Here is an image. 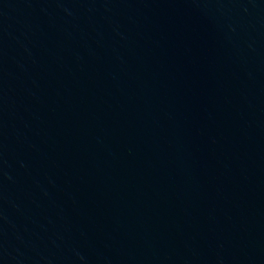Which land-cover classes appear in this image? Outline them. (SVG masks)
<instances>
[{"label":"water","instance_id":"1","mask_svg":"<svg viewBox=\"0 0 264 264\" xmlns=\"http://www.w3.org/2000/svg\"><path fill=\"white\" fill-rule=\"evenodd\" d=\"M0 264H264V0H0Z\"/></svg>","mask_w":264,"mask_h":264}]
</instances>
